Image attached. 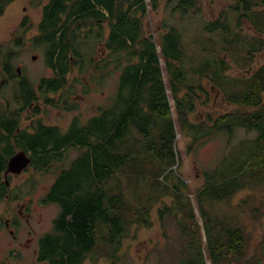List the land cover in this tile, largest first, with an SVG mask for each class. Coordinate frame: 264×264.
<instances>
[{
    "label": "trees",
    "instance_id": "trees-1",
    "mask_svg": "<svg viewBox=\"0 0 264 264\" xmlns=\"http://www.w3.org/2000/svg\"><path fill=\"white\" fill-rule=\"evenodd\" d=\"M10 1L0 0V14ZM161 1L47 0L42 6L34 43L43 48L54 73L41 78L42 94L62 88L72 70L88 74L92 81L116 75L112 105L85 120L77 113L64 130L39 125L36 133L22 134V143L33 150L39 170L59 166L45 195L59 211L51 231L40 237L37 260L42 263L84 264L96 246L116 262L131 227L149 226L151 207L171 194L172 204L158 209L161 219L168 215L174 219L180 234L179 249L170 253L167 248V264H244L245 228L236 215L217 207L244 188L259 192L264 188V60L250 75L232 78L238 89L228 94L226 90L232 89L225 73L229 66L219 48L235 59L244 56L247 63L264 51V0H232L219 17L204 21L202 31L209 44L198 56L186 53L176 25H164L158 36L145 31L148 6L157 10ZM173 1L170 15L177 12L185 19L201 12L199 0L167 3ZM243 19L258 34L243 33ZM95 39L104 52L94 57L86 49H95L88 42ZM10 54L5 53L3 63L14 75ZM208 71L225 98L245 110L210 118V124L190 120L198 97L196 86L204 90L195 73L207 75ZM66 106L77 108L75 102ZM176 122L193 140L221 132L230 142L237 127L257 133L239 143L243 158L226 165L228 153L219 167L206 172L207 180L195 192L202 224L195 217L187 183L173 169L178 163ZM72 148L77 154L64 165ZM248 198L254 196L247 195L237 206H249ZM258 209L253 205L252 213L258 214ZM261 244L264 254V239Z\"/></svg>",
    "mask_w": 264,
    "mask_h": 264
},
{
    "label": "rangeland",
    "instance_id": "rangeland-1",
    "mask_svg": "<svg viewBox=\"0 0 264 264\" xmlns=\"http://www.w3.org/2000/svg\"><path fill=\"white\" fill-rule=\"evenodd\" d=\"M47 0H12L4 8L0 14V79L2 78L1 63L3 56L7 51H11L9 56V65L13 72H16V66H21V72L25 74L26 80L32 83L33 87L40 85L41 78H50L54 75L53 70L47 65L43 48L34 43V38L38 32V23L41 19L42 6ZM175 1L167 3V0L160 2L157 10H152L148 6V14L144 17V29L158 36L159 32L164 30L168 25H176L182 33L183 47L188 55L198 56L201 48L206 42L207 37L202 31L204 21L213 20L220 16L221 11L228 7L232 0H199L201 12L196 15H191L182 19L180 14L173 12L170 15L171 7ZM27 22L24 27L21 25L24 18ZM25 18V19H26ZM243 33L258 34V31L249 23L247 19L242 21ZM94 45L95 49H86L87 54L100 56L103 53V46L97 40L88 41ZM159 48V46H158ZM221 55L224 57L229 68L225 71L229 85L232 89H227L226 93L232 90H237L238 87L233 85L232 80L236 77L250 75L254 68L264 60V51L259 52L254 57L252 63H247L244 56L240 59H235L234 56L227 50L219 48ZM219 53V54H220ZM35 55V58L32 56ZM161 66H164L163 58H160ZM202 75L195 73V78L198 83L204 88L196 86L198 97L195 100L194 109L189 113V118L192 122H209L210 118H216L225 112H233L245 110L235 103H232L225 98L223 91L211 80L210 72ZM80 78L82 80H80ZM233 78V79H232ZM233 83V84H232ZM14 84V86H13ZM116 75L114 73L102 80L98 76L96 81L90 80L86 73H79L77 70H72L67 74L66 84L58 92L50 91L42 94V90L38 89L37 103L40 106L39 114L41 120L57 126L64 130L72 120L73 116L79 113L85 120L94 115L98 109H104L112 105L115 100ZM16 81L5 83L0 89V101L7 98L10 101L11 108L15 106L13 98L18 95ZM40 88V86L38 87ZM45 89V87H43ZM170 102L173 104L169 89ZM68 97V102H75L76 107L73 110L62 109L54 100L59 99V95ZM60 100V99H59ZM51 102V103H49ZM47 104V105H46ZM173 117L175 112L173 110ZM175 120V119H174ZM176 127L175 149L178 151V163L173 167L175 173L181 176L188 185V194L190 201L194 207L196 219L202 224L200 214L197 210L195 200V192L201 187L206 178V172L212 171L219 167L224 160L226 154L229 153L232 166L234 160H240L244 156V152L240 150L239 143L247 138L255 136L256 131H248L245 128L237 127L234 130L230 142L223 133H212L204 137L202 140H193L192 136L187 133V130H181L178 123ZM77 154V150L72 148L66 154L64 165ZM229 166V167H230ZM228 167V168H229ZM59 166H53L49 169H42L36 173V194L39 198L38 213L35 226L38 229V234L41 237L45 232L51 231L53 219L57 215L59 208L56 204L44 205L40 200L45 194L49 186L52 184L55 174ZM254 193V194H253ZM252 194L253 200L249 199V206L238 207L241 199ZM173 196L168 194L155 203L149 211V226H132L131 234L124 238L123 244L118 252L116 262L106 257L102 252L98 251V246L87 256L84 264H167L165 261L169 259V254L177 249L179 234L177 224L171 216L160 218L159 210L163 204L171 205ZM258 206V214L252 213V206ZM217 209L221 212H226L231 215H236L239 222L245 228L247 245L242 250V261L244 264H264V254L262 252L264 239V188L262 191H254L249 188H244L239 191L228 203H221ZM180 217V214H178ZM202 226V225H201ZM202 240H205L204 228L201 227ZM177 237V238H176ZM182 245L185 240H181ZM246 244V243H245ZM167 248L170 253L167 252ZM173 248V249H172ZM169 253V254H168ZM93 254V255H92ZM36 259V256H34ZM114 260V258H113ZM253 260H256L253 262ZM42 262L38 261V264ZM207 264H210L207 261Z\"/></svg>",
    "mask_w": 264,
    "mask_h": 264
},
{
    "label": "flooded vegetation",
    "instance_id": "flooded-vegetation-1",
    "mask_svg": "<svg viewBox=\"0 0 264 264\" xmlns=\"http://www.w3.org/2000/svg\"><path fill=\"white\" fill-rule=\"evenodd\" d=\"M18 67L20 72L17 71ZM1 70L0 89L5 83L16 81L18 95L13 98V108L7 98L0 101V264H38L40 236L34 223L39 205L35 176L38 165L33 150L22 143V134H34L39 125L51 124L38 116L39 84L33 87L21 72L20 65L16 66L14 75L3 62ZM22 84L26 86L24 90L21 89ZM59 99H54L58 104L56 106L60 105L64 111L70 110L66 106L68 97L60 94ZM22 151L29 157V162L19 171L8 169L9 159ZM50 187L42 196L41 204H53L45 199V195L51 191Z\"/></svg>",
    "mask_w": 264,
    "mask_h": 264
},
{
    "label": "water",
    "instance_id": "water-1",
    "mask_svg": "<svg viewBox=\"0 0 264 264\" xmlns=\"http://www.w3.org/2000/svg\"><path fill=\"white\" fill-rule=\"evenodd\" d=\"M35 57H36L35 55L32 56V58H35ZM17 71L20 72L19 67L17 68ZM28 162H29V157L26 155V153L23 151L18 152L9 159L8 169L19 171Z\"/></svg>",
    "mask_w": 264,
    "mask_h": 264
}]
</instances>
